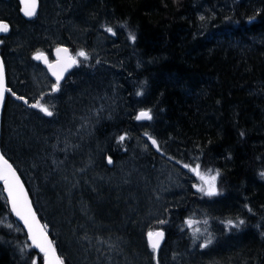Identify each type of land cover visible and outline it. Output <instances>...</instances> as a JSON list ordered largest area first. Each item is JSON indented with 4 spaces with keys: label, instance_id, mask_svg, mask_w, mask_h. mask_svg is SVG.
<instances>
[{
    "label": "rangeland",
    "instance_id": "obj_1",
    "mask_svg": "<svg viewBox=\"0 0 264 264\" xmlns=\"http://www.w3.org/2000/svg\"><path fill=\"white\" fill-rule=\"evenodd\" d=\"M94 1L40 0L36 20L28 23L16 0H0V17L12 30L0 40L11 90L2 116V150L25 180L59 254L69 264H246L245 232L232 221L242 205L225 196L195 199L193 184H199L194 167H183L180 145L162 136L158 124L136 121L147 111L148 85L135 77L137 61L127 53L125 31L101 16ZM59 43H72L88 58L79 56L84 65L53 92L34 56ZM38 102L53 114L30 106ZM119 121L129 122L133 141L124 158L109 164L112 134L105 129ZM202 216L223 217L226 224L191 226L189 219ZM158 223L169 236L155 254L146 236Z\"/></svg>",
    "mask_w": 264,
    "mask_h": 264
},
{
    "label": "trees",
    "instance_id": "obj_2",
    "mask_svg": "<svg viewBox=\"0 0 264 264\" xmlns=\"http://www.w3.org/2000/svg\"><path fill=\"white\" fill-rule=\"evenodd\" d=\"M93 5L127 37L136 36L127 53L137 61L135 77L148 85L151 119L146 123L163 127L160 134L180 145L183 165L198 164L202 174L219 171L217 194L199 191L194 198L225 196L241 204L232 221H244V259L264 264V0H95ZM0 52L3 56L2 45ZM130 130L127 121L106 126L105 133L112 134L107 157L115 161L126 156L133 141ZM220 218L202 216L189 223L225 226ZM33 258L43 264L0 190V264H32Z\"/></svg>",
    "mask_w": 264,
    "mask_h": 264
},
{
    "label": "snow or ice",
    "instance_id": "obj_3",
    "mask_svg": "<svg viewBox=\"0 0 264 264\" xmlns=\"http://www.w3.org/2000/svg\"><path fill=\"white\" fill-rule=\"evenodd\" d=\"M22 4L25 6L22 8V11L26 16H32L35 10V0H21ZM203 19V17H201ZM251 19V18H250ZM8 26L6 24H0V31H7ZM107 32H112L111 27H107L105 29ZM129 40L135 41L136 36L134 34H129ZM57 61L55 64H48L49 71L56 77V83L52 86V91H58L60 80L62 79V74L67 70L72 64L76 63V59L72 56L68 55L67 49L57 48ZM42 53H38L34 56V59H41ZM78 56L87 59V54L84 51H79L77 53ZM47 63V61H45ZM4 91H11L10 89H5L3 87V73H2V65H0V98L3 96ZM141 93H137L140 95ZM12 95L15 96L13 92ZM17 99L24 100V97L17 96ZM25 103L27 101L25 100ZM33 108H38L39 111L43 112L47 116H51L53 113L49 111L47 107L40 104L30 105ZM141 118L151 119V116L148 111H141L136 119L140 120ZM244 133H241L243 136ZM120 141L124 139L123 136L118 138ZM151 139V137H149ZM156 141L152 139V144L156 145ZM113 161L111 157L108 158V163L111 164ZM179 163V161L177 162ZM183 167L189 168L188 164H184ZM200 165H196L194 168H190L196 177L201 182L199 185L193 184V187L197 189V191L204 192L208 196H212L216 193V179L219 175V171L216 172L215 175L211 174H202L200 172ZM260 176L264 178V172L260 173ZM0 183L3 184L4 191L7 193V202L11 205L12 213L22 221L24 227L27 229L28 239L32 242V246L39 249L41 253H43L44 264H65L64 260L57 255L55 247H53V242L48 238L47 233L45 232L46 226H41L39 221L36 219V213L33 211L32 204L29 200L28 193L24 189V185L21 183L20 177L17 175L16 169L13 167L11 163L0 154ZM251 211V209H249ZM229 224L232 222L229 221ZM244 221L240 220L239 224H243ZM237 226V225H234ZM148 236V244L149 247L155 252V250L159 247V240L162 238L163 233L161 232H149ZM206 245L202 244L201 247H205ZM27 247V245L25 246ZM24 249H21L23 252ZM32 264H37V260L35 258L32 259Z\"/></svg>",
    "mask_w": 264,
    "mask_h": 264
},
{
    "label": "water",
    "instance_id": "obj_4",
    "mask_svg": "<svg viewBox=\"0 0 264 264\" xmlns=\"http://www.w3.org/2000/svg\"><path fill=\"white\" fill-rule=\"evenodd\" d=\"M18 1V4H19V13H20V16L24 19V20H26V21H28V22H31V21H33L34 19H35V17H36V15H37V13H38V11H39V0H35V4H36V6H35V10H34V14L32 15V16H26L25 14H24V12L22 11V8L25 6L24 4H22V2H21V0H17ZM1 24H6L5 22L4 23H1ZM7 25V24H6ZM3 33H5V31H0V36L3 34ZM57 48H62V49H67L68 50V55L70 56V52H69V49L68 48H66V47H57ZM57 48H55L54 50H53V57H54V61H53V63H50V64H55L56 63V61H57V53H56V49ZM41 61H42V66L43 67H45L46 68V73L50 76V78L52 79V80H54V81H56V77L49 71V68H48V64H46L45 63V57H43L42 56V58L40 59ZM0 65H2V73H3V87L6 89V85H5V68H4V64H3V60H2V58H1V56H0ZM74 69V64H72L70 67H68L67 68V70L66 71H64L63 72V74H62V79L60 80V83L62 82V80L66 77V75H68L70 72H72V70ZM5 95H6V91H4L3 92V96H2V98H0V138H1V121H2V111H3V104H4V99H5ZM140 113V112H139ZM138 113V114H139ZM147 118H141L140 120H137L138 122H143V121H145ZM150 145L153 147V148H156V145H153L152 144V140H150ZM0 154H2L3 156H4V154L2 153V151H1V149H0ZM5 157V156H4ZM6 158V157H5ZM7 159V158H6ZM10 163V162H9ZM17 175L19 176V174H18V172H17ZM20 177V176H19ZM20 180H21V183L24 185V189H25V191L28 193V197H29V200H30V202H31V204H32V200H31V198H30V194H29V192H28V190H27V188H26V185L24 184V182H23V180H22V178L20 177ZM1 187H2V194H3V196L6 198V200H7V193L4 191V187H3V184L1 183ZM7 205H8V208H9V211H10V214H11V216L16 220V222L18 223V225L20 226V228L25 232V234H26V237H27V242L30 244V246H31V248H33L37 253H39L41 256H42V259H43V253H41L40 251H39V249H37V248H35L34 246H32V242L28 239V233H27V229L24 227V225H23V223H22V221H20L13 213H12V211H11V205L7 202ZM32 208H33V211L36 213V210H35V208H34V206H33V204H32ZM36 219L39 221V224L41 225V226H43V224H42V222H41V220L39 219V217H38V215H37V213H36ZM45 232H46V230H45ZM156 232H161V233H163V236H162V238H160V240H159V247L155 250V253H157L158 251H159V249L162 247V245H163V243H164V231L163 230H158V231H156ZM155 232V233H156ZM47 233V232H46ZM47 236H48V238L51 240V238H50V236H49V234L47 233ZM52 241V240H51ZM147 243H148V237H147ZM149 245V244H148ZM53 247H55L54 245H53ZM56 249V248H55ZM56 253H57V255H59L58 254V252H57V250H56ZM43 264H44V259H43Z\"/></svg>",
    "mask_w": 264,
    "mask_h": 264
},
{
    "label": "flooded vegetation",
    "instance_id": "obj_5",
    "mask_svg": "<svg viewBox=\"0 0 264 264\" xmlns=\"http://www.w3.org/2000/svg\"><path fill=\"white\" fill-rule=\"evenodd\" d=\"M34 21H35V20H34ZM34 21H33V22H34ZM2 22L7 23V26H8V31H7V33H6V34H2V35L0 36V39L4 40V38L7 37L6 35H7L10 31H12V30H11L10 21H9L8 19H6V18H1V17H0V23H2ZM3 36H5V37H3ZM59 45H63V44L59 43ZM59 45H57V46H59ZM63 46H64V45H63ZM65 46L69 47L71 55L76 59L75 70H74V71H77L81 66L84 65V61H83V60L77 55V52H78V51H77L75 48H73L74 46H72V43H69L68 45H65ZM51 51H52V50H51ZM51 51L46 52V55H44V54L42 55L43 57H45V61H47V63L45 62L46 64L53 63V61H54V57H53V54H52L53 52H51ZM50 52H51V53H50ZM2 53H3V52H2ZM38 60L40 61V63L38 64L40 70L45 71L44 73H42V75H43V77H44V80H49L50 83H51V85L53 86V84H55L56 81H54V80H52V79L50 78V76L46 73V68L42 66V61H41L40 59H38ZM74 71H73V72H74ZM73 72H72V73H73ZM72 73L69 74V75H67V76L65 77V79L62 80V82L59 84V88H61L63 85H65V83H66L67 81H69V78L71 77ZM52 86H51V89H52ZM41 97L43 98V100H45V99L48 97V95L46 94V92H44V93L41 94Z\"/></svg>",
    "mask_w": 264,
    "mask_h": 264
},
{
    "label": "bare ground",
    "instance_id": "obj_6",
    "mask_svg": "<svg viewBox=\"0 0 264 264\" xmlns=\"http://www.w3.org/2000/svg\"><path fill=\"white\" fill-rule=\"evenodd\" d=\"M22 18V17H21ZM23 19V18H22ZM24 20V19H23ZM25 22H28V21H26V20H24ZM34 21V20H33ZM32 22V21H31ZM28 23H30V22H28ZM1 40V39H0ZM54 49V48H53ZM0 56H1V58L3 59V56L1 55V52H0ZM4 60V59H3ZM5 85H6V89H9V87H8V80H7V77H6V79H5ZM6 94L8 95V91H6ZM1 127H2V124H1ZM108 155H106L105 156V158L107 157ZM110 156V155H109ZM117 157V156H116ZM17 172H18V174H19V176L22 178V180H23V182H24V184L26 185V182L24 181V179H23V177H22V175L20 174V172L17 170ZM26 188H27V190H28V192L30 193V191H29V189H28V187H27V185H26ZM9 209V208H8ZM37 209V208H36ZM10 212V211H9ZM11 215V214H10ZM165 223V222H164ZM17 224V223H16ZM160 225V224H159ZM17 226H18V224H17ZM19 227V226H18ZM20 228V227H19ZM165 229H166V227H165Z\"/></svg>",
    "mask_w": 264,
    "mask_h": 264
}]
</instances>
